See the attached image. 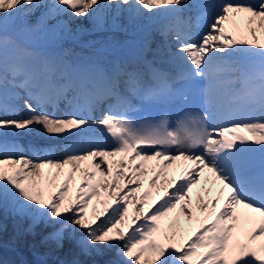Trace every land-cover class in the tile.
<instances>
[{"label":"snow or ice","instance_id":"snow-or-ice-1","mask_svg":"<svg viewBox=\"0 0 264 264\" xmlns=\"http://www.w3.org/2000/svg\"><path fill=\"white\" fill-rule=\"evenodd\" d=\"M41 6L40 0H0V209L30 221L28 233L34 234L38 224L50 228L41 242H51L56 249L63 248L66 239L74 244L77 256L115 249L116 258L106 264H194V257L195 264H264V42L258 35V30L264 32V0H221L215 5L211 0L195 4L190 0H52L37 24L29 26L28 17ZM185 11L194 12V17L184 18ZM125 14L129 20L174 14L177 24L188 29L174 37L176 44L168 49L167 59L159 60L166 67L157 66L155 58L164 55L159 47L146 49L145 54L151 51L154 59L144 61V70L128 71L119 61L68 60L66 54L41 44L49 35L60 39L70 30L58 17L111 18L117 27ZM18 19L23 27L10 32V24ZM237 19L244 21L247 37L237 35ZM49 20L55 23L48 26ZM172 27L161 34L167 36ZM201 27L205 31L197 39L194 30ZM41 28L45 31L38 34ZM198 85L207 115L186 114L175 130H170L166 113L155 121L129 118L145 106L187 101V92ZM62 101L73 108L72 113L60 118L47 110ZM98 108L100 118L84 115ZM20 111L26 116H20ZM239 116L245 118L233 119ZM213 120L229 123L216 127ZM93 126L102 138L88 135ZM37 130L64 140L61 159L34 160L25 154L33 146L21 143V138ZM117 156L121 157L118 171L108 181L113 175L109 158ZM125 158L128 167L135 169L131 176L123 170ZM181 159L196 162L198 168L178 183L173 181L172 191L166 187L169 181H162L160 199L145 214L143 204L150 193H143L138 202L135 198L142 184L137 175L146 174L144 162ZM84 162L91 168H82ZM166 166L161 165L150 179L153 187ZM44 168L56 169L57 176L67 168V179L46 188L36 179ZM204 169L219 181L221 193L227 190L224 207L210 223L200 222L194 239L187 243H176L175 232L161 233L163 242L153 239L159 231L157 222L188 198ZM97 171L105 179L93 183ZM77 172L82 180L72 197L69 181ZM100 187L108 199L100 200L102 207L93 206L89 215V203ZM199 199L200 210H208L209 204ZM130 203L140 205L132 220H128ZM217 204L218 199L211 201L209 216ZM235 206L260 217L244 239L234 232L236 224L230 223L238 220ZM181 210L193 219L190 208L181 205ZM136 221L141 222L132 227ZM72 264L86 262L77 259Z\"/></svg>","mask_w":264,"mask_h":264},{"label":"bare ground","instance_id":"bare-ground-1","mask_svg":"<svg viewBox=\"0 0 264 264\" xmlns=\"http://www.w3.org/2000/svg\"><path fill=\"white\" fill-rule=\"evenodd\" d=\"M48 1H50V0H48ZM197 1H198V3L202 2V0H197ZM211 2H212L213 5H215L216 3H218V0H211ZM190 3H193V2L190 1ZM46 4H48V3H46ZM47 6H49V4ZM212 10L215 11V8L213 7ZM192 14H195V13L192 12ZM124 16H126V14ZM124 16H121L122 17L121 30L126 31V33L124 35H128V36L122 37L121 33H119V36L115 35L113 37L114 38L113 42L109 45L111 47L109 49L105 50L106 52H108V54L107 53H104V54H107L109 56L108 57L109 63L114 62V61H119L123 65H126V64H124V61L127 60V64H128V60H129V62L134 61L137 64L138 56L135 54L134 51L137 52L138 50H141L143 52L145 50V48H148L149 46L151 47V49L155 50L156 46H152L150 44V42H152V41L149 40L150 41L149 42L146 39L147 33H146V35H143V40H140L137 37H134V34L132 36L131 33H129V31L135 32L136 30H138V29H136L137 27H141V26L145 25L146 27H150V30H155V33L161 34L164 29L162 31L158 30L160 25L159 24H154L153 25L151 21L155 20L156 18H158V17H160L162 15L145 16V17H141L139 19H133V20H129L128 17H126V19H125ZM86 21H84L83 18L82 19H77V20L72 21L68 27L71 30H73V29L76 30V34L78 36V34H81L83 32H89L90 27H94V25L89 24ZM102 21H104L106 23H109V24H107L108 27H112L113 26L111 18H105ZM236 24L239 25V30H237V35H243V33L241 31L242 30L241 27H246L244 21L241 20V19H237ZM117 25H118L117 27L120 26L119 22L117 23ZM135 26H136V28H135ZM225 26L229 30H232V24L231 23H227ZM104 28H106V27H104ZM132 28H134V29H132ZM100 30H103V29H100ZM199 30H201V33H203L204 32V27H201ZM184 31H185V29H184ZM155 33L152 32L151 34L154 35ZM258 35H260L261 42H264V32H260L258 30ZM159 36H161V37H159ZM156 37H158L156 40H160V41L168 39L167 36H164L162 34L161 35H157ZM169 41L170 40H168V42ZM157 42L159 43V41H157ZM161 49H162L163 52H165V54L162 57H156L155 58L156 60H158V62H159L160 59H164V60L167 59L166 53H167L169 48H166L164 46ZM75 50H77V49H75ZM79 51H80V49H79ZM79 51H78V53H79ZM97 51L99 52V50H96V52ZM112 53H114V54L112 55ZM149 53L151 54V58L150 59H154L153 53L151 51H149ZM89 55L91 57L100 58V56H98V54L97 55L89 54ZM128 66H134V65H128ZM126 68H129V67H126ZM130 71H132V70L130 69ZM70 96H71V93L69 94V97ZM195 99L197 100V105H198L195 110L194 109L181 108V109H179L180 111H177L176 110V109H178L177 106H179V104L185 102L183 99H181L178 102L173 103L172 105L155 106L154 113H151L152 111L146 109L140 115L134 116L133 119L137 120V121H142V120H145V119L155 121V120H158L163 114L166 113L168 115L169 120H170V130H175L178 127L177 121L182 119L186 114H190V115H193V116L206 115L205 111L203 110L204 109V105L202 103V99L200 97H195ZM63 103H66V102L63 101ZM19 104H22V102L20 101ZM190 106H191V104H189L188 107H190ZM72 112H73V110H70L69 114L72 113ZM18 114L19 115L20 114L25 115L26 113H24L23 111H20ZM60 115L61 114H58L59 117H60ZM89 133H92V136H96V137L101 136V137H98V138H102V133H100V131L98 129H96L95 127L93 129L91 128L89 130ZM29 135H31L32 137L36 136V138L34 137L35 140L33 142H29L28 143V144L32 145L33 147H31L30 150L25 151V154L29 158L35 160L38 157L39 158L43 157L42 153L37 151L38 150L37 147L40 146V145H41L42 149H48L49 151H50V149L54 148V150H55L54 151L55 152L54 153L55 158L61 159L63 157L64 153L62 151V147L61 146L64 144V140H62L60 137H58V136H49V135L43 133L40 130L32 132ZM244 135H247V133H245ZM58 141H60V142H58ZM45 147H47V148H45ZM118 161L119 160H117V162L115 161L116 162L115 164L113 162H111V164H114L115 166H118ZM88 164H89V162H84V163L81 164V167H89ZM144 165H147V167H148L147 169H151V170L146 172L145 175H140V176L137 177V179L142 181V184L140 185L139 190L135 194V198H136V201L138 202L140 200L142 194L144 193V189L145 188L147 189L146 192L150 193V195L147 197V202L143 204V209H144V213L145 214H150V211H149L150 207H154L156 205V202L160 199V196L162 195V191H161V182L162 181H164V180L169 181V183L166 185V187L168 188L169 191H172V189L174 187V185L172 183L173 181H175V182L180 181V179L183 176H187L190 172H192V170L198 168V165L196 164V162L189 161V160H182V159L181 160H176V161L151 160V161L144 162ZM161 165H167L166 167H164V169L167 170L168 175H169V177L172 180L171 179L169 180L168 176H167V178H165L163 176V174L161 173L160 179L157 181V185L155 187H153L149 183V181L155 175V173L157 171H159V167H161ZM6 167H8V166L6 165ZM125 167H126V169H124V171H126L128 173V176L131 175L132 174V170H130L131 168H129V170H128L127 169V165H125ZM112 169H114V168H112ZM184 169L185 170L187 169V173L186 172H184V173L182 172V171H184ZM55 171H56V169L44 168V169H42V176L41 177H37V178H39V180L42 179L45 182L46 177H45L44 174L47 173V172H49V173L51 172L50 174L52 176L53 172H55ZM68 171L69 170L67 168H65L63 170H60V173L58 175L59 176L58 179L59 178H67ZM114 175H115V171L113 172L112 176H108L106 179L108 181H111ZM127 178L128 177L126 176V177H124L121 180V185H123L125 183ZM103 179H105V178H102V177L100 178L99 177V180L94 179L92 182L95 183V182H98V181H102ZM197 179H198V183H196L193 186V188L191 189V191H190V193L188 195V198L186 199L187 203L185 204L188 208H190L192 210L193 219L189 220L188 217L186 215H184V212L181 210V205H178L176 209H174L172 212H170L167 216L161 218V220L159 221V224L161 222L163 224V226H165L167 228V229H165V227H164V230H167L166 231L167 233L169 231H171L169 234H171L173 232L176 233V241H175L176 243H186V242L190 241L191 239H194V235L193 234L200 227V222L210 223L211 220L214 219L213 216L215 215V212H218L222 208V206H224L225 198L227 196V190H225L223 193L220 192V189H221L222 186L220 185L219 181H216L214 176L210 172H208L207 169H204L203 171H201L199 173V176L197 177ZM81 180H82V175H81L80 172H77L75 177L71 180V181L74 182L73 191H72L73 195L71 194L72 197H75L74 190H75V188L77 187L78 183ZM203 187L204 188H206V187L209 188V194H208L209 197L207 196L208 197L207 199L205 198L207 193L205 194V191H204L205 189H203ZM199 189L201 190V194L200 195H199L200 191H198L199 193H197V190H199ZM206 192H208V191H206ZM103 193L106 194V199H108V193H107V191L105 189H104ZM200 197H203L204 202L209 204V209L205 210L203 212L199 208V203H197L198 201H200V199H199ZM214 199H218L219 200V204H217L216 209L213 212V214L211 216H209L208 212L211 211V201L214 200ZM148 201H150V202H148ZM92 202H93V200L90 201L91 204L89 203V206H88L89 208L92 206ZM182 203H183V201H182ZM101 207H102V205H100L99 202H98L96 208L99 209ZM136 207H140L139 203H130L129 204L128 220H132L134 218V215H135L134 209ZM0 210L3 211V209H0ZM235 213H236V216L238 217V220L234 221V222H230V223H235L236 224V228H235L234 232L236 234H238V235H240L239 233H241V234L243 233V236L246 237L247 233L249 232V228L251 227L253 229L258 224L260 217L258 216V214L251 212L250 209L243 208L242 206H235ZM197 214L201 215V219L200 220H199V218L196 217ZM136 222L140 223L141 221H136ZM162 227H161V229H162Z\"/></svg>","mask_w":264,"mask_h":264},{"label":"rangeland","instance_id":"rangeland-1","mask_svg":"<svg viewBox=\"0 0 264 264\" xmlns=\"http://www.w3.org/2000/svg\"><path fill=\"white\" fill-rule=\"evenodd\" d=\"M47 1L48 0H40L42 8L41 7L37 8L28 17V25L29 26L36 25L37 21L39 20V18L43 14V12L47 11V5L49 4V6H50V4L52 3V0H50L48 2ZM190 1L198 3L197 0H190ZM46 3H48V4H46ZM126 17H127V15L124 16L125 19H126ZM58 19L63 20V21L66 20L67 24L69 26L72 21L77 20V19H82V18H69L67 16H61V17H58ZM83 19H84V21L87 20L86 22H88L89 24L94 25V27H90L89 32H83L81 34H78V36H77L76 30L70 29L69 31L64 32L60 39H52L51 36L49 35L48 38L41 41V44L48 45V44H51L53 42V44L50 45L52 48H54V49H51L52 51L53 50L55 51V49H57L58 47H61V48L63 47L64 49L60 50L59 53L60 54H66V59H68V60H76L77 58H79L81 56V54L90 56L88 53L89 47H91V55H93V54L97 55L98 54V56H103L104 53L108 54V52H106L105 50L109 49L111 47L109 45L113 42V39H114L113 37L115 35L119 36V33H121L122 37L128 36V35H124L125 33H123V32H125V31L121 30L122 17H120L119 20L117 21V23L119 22V25H120L118 28L113 27V26L108 27L107 24H109V23H106L100 19H96L97 21L96 20L94 21L90 17H85ZM164 19H165L164 15H162L159 17L158 22L164 23ZM53 23H55L54 20H49L48 26L52 25ZM21 27H23V25H21V22L18 19L14 23L10 24L9 30H10V32L14 33L17 30H19ZM104 27H106V28H104ZM135 28H136V26H135ZM100 29H103V30H100ZM132 29H134V28H132ZM136 29H138V30H136ZM136 29H135L136 30L135 32L129 31V33H131L132 36L134 34V37H138V35H135V34H137L136 32H138L140 35H146V33H147L148 36L149 35L151 36V37L149 36L150 37L149 38L146 35V39L148 41L152 37L154 38L155 35H161L159 33H155V30H150V27H142V28L137 27ZM44 31H45V29L41 28L40 32L38 34H43ZM152 32H154L155 35H152L151 34ZM159 37H161V36H159ZM174 37H175V35L170 34V35H168L167 40H162V41L156 40V42H155L156 44L153 43L154 44L153 46H156L155 47L156 49L158 47L161 49L164 46L166 48H173L172 46H174L176 43L172 44L171 39H174ZM197 39H199V38H197ZM168 40H170V41L168 42ZM157 41H159V43ZM59 43H61L60 46H59ZM102 47L105 48L104 51L101 50ZM73 49L74 50L77 49V50L74 51ZM79 49H80V51H79ZM96 50H99V52L98 51L96 52ZM78 51H79V53H78ZM71 52L74 53L77 56V58ZM15 91L19 92V91H22V89L18 88V89H15ZM18 103H20V101ZM49 109L52 112H54L58 108L52 107ZM62 111H65V110H62ZM84 115L92 116L91 114H84ZM20 116H26V114L25 115L20 114ZM34 137H36V136H34ZM22 138H21V143L28 145V142L23 141ZM60 141H58V142H60ZM40 147H41V145L37 147L39 152H41ZM45 148H47V147H45ZM28 150H30V149H27L26 151H28ZM45 156L51 157L55 160H59L58 158H55V156H54V148H52L51 152H47L45 154ZM45 156H43V157H45ZM117 160L120 161L121 157L117 156V157L109 158V162H110L109 164L111 165V168H114V169H112V173L114 171H115V173L118 171V166L114 165L117 162ZM111 162H113L114 164H111ZM125 163H126L125 165H127V169L129 170V167H128L129 162H128L127 158H125ZM88 165H89V167L91 166L90 163ZM125 165H124V169H126ZM144 166L146 167L145 172H148L149 170H151V169H147L148 168L147 165H144ZM102 167H104V166H102ZM130 170L134 171L135 169L131 168ZM159 170H160V167H159ZM56 172H57V170L55 172H53L52 176L50 174L51 172L45 173L44 174L46 177L45 182L42 179L39 180V178H37V180L39 182L43 183L46 188L49 186L54 188L55 186L60 185L63 181H65L67 179V178H59L58 179L59 176L56 175ZM182 172L187 173V169L186 170L184 169V171H182ZM162 174L165 178H167V176L169 177L166 169L163 170ZM129 176H131V175H129ZM138 176H140V175H137V177ZM99 177L101 178V176L99 175V171H97L95 179L99 180ZM168 179L170 180L171 178L169 177ZM80 183H81V181L78 184H80ZM73 184H74L73 181H69V192H68L69 196L73 195V192H72L73 191ZM203 189H205L204 190L205 194L207 193L206 197H205L207 199L209 197V195H208L209 194V188L203 187ZM98 191H99V195L97 197L92 198V200H93L92 206L90 208L88 207V214L89 215L92 214L93 206L97 207V204L100 200H107L106 194L103 193V191H104L103 187H100L98 189ZM137 191H136V193H137ZM206 191H208V192H206ZM76 192H77V187L74 190V195H76ZM197 193H199V192L197 191ZM200 194H201V191H200L199 195ZM148 202H150V201H148ZM183 203L181 201V204H179V205H185L187 203V200L183 201ZM197 203H200V201H198ZM113 206H115V205H113ZM0 211H1L0 212V225H2V228H0V241H1L0 242V258L7 260L5 264H11L12 262H14L15 264H18L17 262L19 261V258L22 256V253H23V259L26 256L29 264H48V263H50V264H72V262L74 260H77V259H79L81 261H85L86 264H106L107 261L116 258L115 257V254H116L115 249H112L110 251H105L102 254H93L91 257L77 256L74 254L77 251L74 247V244L67 239L64 242L63 248L56 249L51 242H49L48 244H44L41 242L42 237L51 231L50 228H46L43 224H38L34 229V234L28 233V232H26V229H28L30 221L25 220V219H21L19 217H15L5 210H3V211L0 210ZM184 215H185V213H184ZM101 219H102V217H101ZM157 223L159 224V221ZM162 226H163V224L160 222L159 231L153 237V239H156L158 242H162L161 233H163V231L164 232L167 231V230H164L165 226H163V227ZM161 227H162V229H161ZM165 229H167V228L165 227ZM251 229L252 228L250 227L249 231ZM170 232L171 231H169L168 233H170ZM1 246H10L12 248L13 247L16 248V250L14 251V255H12V253L9 252L10 250L7 251L6 249H4V247H1ZM146 255H147V253H146ZM193 259L196 260L195 257Z\"/></svg>","mask_w":264,"mask_h":264},{"label":"trees","instance_id":"trees-1","mask_svg":"<svg viewBox=\"0 0 264 264\" xmlns=\"http://www.w3.org/2000/svg\"><path fill=\"white\" fill-rule=\"evenodd\" d=\"M6 261H7L6 259L0 258V264H5ZM21 262L22 264H29L26 256L24 259H23V256H21ZM11 264H14V262H12Z\"/></svg>","mask_w":264,"mask_h":264}]
</instances>
